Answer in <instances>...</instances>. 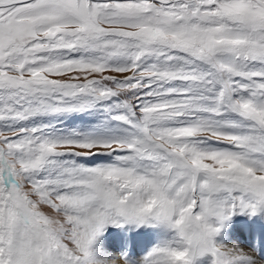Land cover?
<instances>
[{"label":"snow or ice","instance_id":"obj_1","mask_svg":"<svg viewBox=\"0 0 264 264\" xmlns=\"http://www.w3.org/2000/svg\"><path fill=\"white\" fill-rule=\"evenodd\" d=\"M0 264H264V0H0Z\"/></svg>","mask_w":264,"mask_h":264},{"label":"bare ground","instance_id":"obj_2","mask_svg":"<svg viewBox=\"0 0 264 264\" xmlns=\"http://www.w3.org/2000/svg\"><path fill=\"white\" fill-rule=\"evenodd\" d=\"M241 243H243V241H241Z\"/></svg>","mask_w":264,"mask_h":264}]
</instances>
